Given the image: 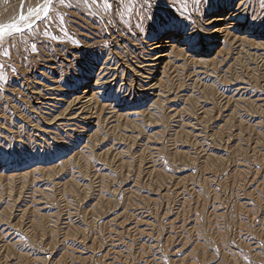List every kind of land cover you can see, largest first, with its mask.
I'll use <instances>...</instances> for the list:
<instances>
[{
  "label": "rangeland",
  "instance_id": "obj_1",
  "mask_svg": "<svg viewBox=\"0 0 264 264\" xmlns=\"http://www.w3.org/2000/svg\"><path fill=\"white\" fill-rule=\"evenodd\" d=\"M153 14L204 39L152 79ZM0 28V264H264V0H0Z\"/></svg>",
  "mask_w": 264,
  "mask_h": 264
},
{
  "label": "bare ground",
  "instance_id": "obj_2",
  "mask_svg": "<svg viewBox=\"0 0 264 264\" xmlns=\"http://www.w3.org/2000/svg\"><path fill=\"white\" fill-rule=\"evenodd\" d=\"M240 5V3H239ZM246 5V4H244ZM244 7V6H243ZM223 15L217 14L216 16H213L212 19L209 20L208 24H211V27L213 28L211 30L210 36L212 35V40L215 39H222L225 38L227 36V34L229 33L228 31V26L227 24H230L229 26H231V29H235L236 31H240L242 30L246 23V11H244V8H242L241 6H237L235 8H233L232 10H230L227 14V16H225L224 18H222ZM248 20V19H247ZM220 22V23H219ZM222 22V23H221ZM202 28V27H201ZM249 28V27H248ZM246 28V29H248ZM254 29V28H253ZM209 30V29H208ZM180 31V30H179ZM194 32V30H190L189 33ZM200 32V31H199ZM248 33H251L250 30H248ZM201 34V33H200ZM258 34H262V31H260ZM264 34V33H263ZM159 34L156 35L154 37V39H151L152 43H149V45H151V50L152 51H157L154 52L152 55L149 54V56L151 57L149 59L150 62H152L150 65H148L149 67L146 68L144 67V63L143 66L138 67V65H136L135 67H133V70L135 71V73L137 72L139 74V76H144L143 74L146 73V70L148 71H152L150 73L151 78L155 77V75L157 74V69L159 68V66L163 63V61L165 60V58L167 57V55L169 54V52L166 50L167 47H169L168 45L171 44L173 45L174 41L169 38V40L163 39V40H157L159 39ZM174 38V37H173ZM177 40H175L176 42H180L181 44L184 43L183 41H181L178 37H176ZM226 39V38H225ZM217 41V40H216ZM216 41L214 43H216ZM113 43V42H112ZM164 43V44H163ZM112 45V44H111ZM183 45H186L185 49H189L192 46H189L188 44L184 43ZM200 45V44H199ZM121 47V46H120ZM192 49V48H191ZM130 50V49H129ZM106 51V50H105ZM123 51V50H122ZM199 51V50H198ZM210 48L204 52H208L209 53ZM133 53V52H132ZM114 55V54H113ZM129 56V55H128ZM110 59V58H109ZM123 59V58H122ZM112 61V60H111ZM108 63L106 61H104V67L101 66L100 67V73L97 75L96 77V81L95 84L93 85V88H88L87 87V79L83 80L84 84L86 85V89L84 92V94H87L88 92H91V97L94 98V100L98 99V98H107L110 99L113 95L112 89H113V85L115 84L116 79L119 76L118 72V68L117 65L114 66L113 68L110 67V62ZM120 62V61H119ZM138 62V61H137ZM118 64V63H117ZM147 64V63H146ZM145 64V65H146ZM131 66V65H129ZM147 66V65H146ZM151 66V67H150ZM129 68V67H128ZM137 68V69H136ZM151 68V69H150ZM132 69V68H131ZM133 71V72H134ZM127 75V74H126ZM100 76V77H99ZM145 77V76H144ZM138 79V77H137ZM136 79V81H137ZM153 79V78H152ZM200 79V78H199ZM139 80V79H138ZM120 81V80H119ZM122 81V80H121ZM152 81V80H151ZM150 82V81H149ZM156 83V82H155ZM130 84V83H129ZM90 85V84H89ZM88 85V86H89ZM150 88L152 84H149ZM154 85V84H153ZM157 85V84H156ZM132 86V84H131ZM141 86V85H140ZM59 87V86H58ZM52 88V87H51ZM147 88V87H146ZM53 89V88H52ZM132 89V87H131ZM114 90V89H113ZM134 90V89H133ZM128 91V90H127ZM131 91V90H130ZM135 91V90H134ZM96 95V96H95ZM89 96V95H88ZM137 96V95H136ZM135 96V97H136ZM79 97V96H78ZM117 97V96H116ZM142 97V96H141ZM129 98V97H128ZM78 99V98H77ZM76 99V100H77ZM89 99V98H88ZM74 100V99H73ZM92 100V99H90ZM169 100V99H168ZM117 101V100H116ZM94 102V101H93ZM98 102V101H97ZM79 108V107H78ZM84 108V107H83ZM86 108V107H85ZM68 109V108H67ZM65 111V110H64ZM68 111V110H67ZM51 116V115H50ZM58 116V115H57ZM89 118V117H88ZM60 122V121H59ZM61 124V123H60ZM37 128V127H36ZM37 166H35L34 168H36ZM33 168V169H34ZM41 169V168H40ZM32 170V169H31ZM36 170V169H35ZM34 171V170H33ZM35 172V171H34Z\"/></svg>",
  "mask_w": 264,
  "mask_h": 264
},
{
  "label": "snow or ice",
  "instance_id": "obj_3",
  "mask_svg": "<svg viewBox=\"0 0 264 264\" xmlns=\"http://www.w3.org/2000/svg\"><path fill=\"white\" fill-rule=\"evenodd\" d=\"M159 4V0H145L146 7H153V5ZM172 7V5H169ZM150 21H156L159 25V28L162 29V36H168L169 38L178 37L181 41L188 44L189 46L195 47L196 45L200 44L204 37L200 34L199 30H196L192 33H189L187 30L183 32L179 31V24L176 23L181 19L180 16L170 14L167 17L161 16L159 17L158 21L155 15H149L145 17ZM4 29L0 28V32H3ZM16 31H21V29L17 28Z\"/></svg>",
  "mask_w": 264,
  "mask_h": 264
}]
</instances>
